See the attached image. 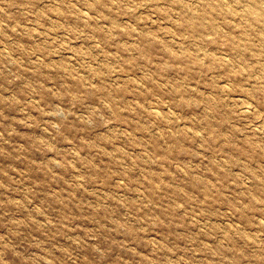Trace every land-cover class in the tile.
<instances>
[{"label": "rangeland", "instance_id": "obj_1", "mask_svg": "<svg viewBox=\"0 0 264 264\" xmlns=\"http://www.w3.org/2000/svg\"><path fill=\"white\" fill-rule=\"evenodd\" d=\"M0 264H264V0H0Z\"/></svg>", "mask_w": 264, "mask_h": 264}]
</instances>
